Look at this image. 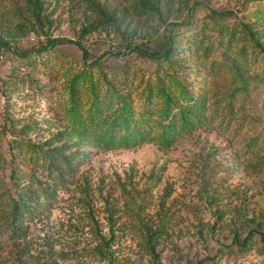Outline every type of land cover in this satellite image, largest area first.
<instances>
[{
  "label": "rangeland",
  "instance_id": "374dc122",
  "mask_svg": "<svg viewBox=\"0 0 264 264\" xmlns=\"http://www.w3.org/2000/svg\"><path fill=\"white\" fill-rule=\"evenodd\" d=\"M132 1L40 0L36 12L28 0H0L1 182L13 184L14 135L44 150L68 145L61 152L89 153L58 189L53 206L29 222L27 239L40 260L28 264H264L261 234L254 233L257 241L247 249L235 242L237 234L244 239L252 229L264 234V171L251 165L264 156V79L243 83L227 68L234 60L219 31L207 32L203 47L212 44V53L204 59L170 25L221 13L230 27L258 23L264 44V16L258 17L264 0H146L150 11L135 9ZM167 31L177 46V66L137 52L111 54L136 45L161 49ZM58 38L73 42L50 45ZM24 50L32 54L20 56ZM125 70L134 74L132 85L121 86L113 76ZM101 71L119 89H130L138 109L159 77L176 73L191 89L208 93L213 122L169 148L144 143L104 150L78 138L55 141L66 126L72 80L99 79L104 89ZM243 75L257 78L247 68ZM142 223L158 231V258L141 236ZM3 241L8 252L14 240Z\"/></svg>",
  "mask_w": 264,
  "mask_h": 264
},
{
  "label": "trees",
  "instance_id": "16d2710c",
  "mask_svg": "<svg viewBox=\"0 0 264 264\" xmlns=\"http://www.w3.org/2000/svg\"><path fill=\"white\" fill-rule=\"evenodd\" d=\"M28 2L36 12L39 11L40 0H28ZM132 3H135V9L150 11L146 0H133ZM263 6L261 8L263 15L259 13L258 17L264 16ZM217 15H206L202 21L195 23L184 22L183 25L170 23V25L177 27L178 33L185 34L187 41L193 43L200 54L203 52L204 59H208L212 53V44L203 47L207 32L219 31L222 36L227 37L225 47L234 60L232 64L227 62V68L233 70L243 83L263 80L264 44L259 36L262 29L255 28L258 23L239 21L230 27L223 22L221 13ZM36 18L39 19V16L36 15ZM186 24V30L180 29L186 27ZM239 34L241 35L238 37ZM70 42L73 40L58 38L50 40V45ZM78 44L87 56L88 52L82 43L78 42ZM49 46L38 49V54L48 50ZM176 47L174 37L167 31L161 49L151 50L136 45L127 46L126 51L111 52V54L122 56L137 52L156 61H165L171 66H177L173 59ZM19 54L27 58L32 51L24 50ZM215 63L216 61L213 60L212 68ZM96 64L100 67L102 65L100 62ZM246 68L253 70L257 78L245 77L243 72ZM100 73L102 76L100 78L106 81L104 89L99 79L94 82L87 77L76 76L72 80L69 86V101L64 112L66 126L56 135L55 141L78 138L81 143L86 141L104 150L132 148L144 143H155L169 148L186 135L213 122L208 93L201 89L197 91L191 89L189 81L176 73H165V78L159 77V82L147 91L140 109L136 107L130 89L124 92V89H121L124 87L119 89L114 79H110L106 72ZM130 75L134 76L127 70L113 73L114 78L120 80L121 86L132 85ZM54 148L44 150L41 145L15 135L11 140L12 187L3 179V182L0 180V264H28L29 259L40 260L32 249V241L27 239L29 222L53 206L58 189L66 184L68 176L76 173L89 157V153L83 149L61 152L65 148H70L68 145ZM2 156L0 152V170H3ZM251 165L254 170L264 171V156H259L251 162ZM210 183L211 181H208V184ZM141 227L145 231L141 236L146 246L158 258L159 254L156 253L154 244L158 231H152L146 223H142ZM255 232L261 234V240L264 241V234L259 229H252L244 239H240L238 234L235 236L238 247L240 249L252 247L257 241L254 238ZM4 238L14 240L11 241L12 250L8 252L5 249L4 244L7 241H3ZM102 241L104 242L105 239ZM9 260L13 262L9 263Z\"/></svg>",
  "mask_w": 264,
  "mask_h": 264
}]
</instances>
